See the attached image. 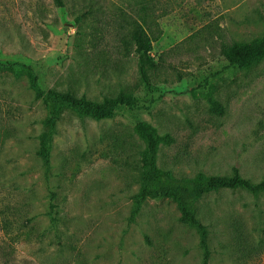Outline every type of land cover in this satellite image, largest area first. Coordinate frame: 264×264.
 Listing matches in <instances>:
<instances>
[{"label":"rangeland","instance_id":"1","mask_svg":"<svg viewBox=\"0 0 264 264\" xmlns=\"http://www.w3.org/2000/svg\"><path fill=\"white\" fill-rule=\"evenodd\" d=\"M138 22L157 63L144 73L131 41ZM263 35L264 0H0V264H203L171 198H148L131 217L144 147L134 126L171 136L157 164L175 179L233 166L264 179V58L241 68L221 54ZM31 75L41 89L97 102L125 92L135 107L103 119L63 109L46 171V109ZM194 208L207 264H264V191L220 188Z\"/></svg>","mask_w":264,"mask_h":264},{"label":"trees","instance_id":"2","mask_svg":"<svg viewBox=\"0 0 264 264\" xmlns=\"http://www.w3.org/2000/svg\"><path fill=\"white\" fill-rule=\"evenodd\" d=\"M152 40L149 32L141 22H138L133 27L131 41L142 73L146 69L154 68L157 65L151 56ZM221 54L229 65L248 68L255 61L264 58V35L252 41L224 44L221 47ZM30 77L31 85L46 109L37 149V155L46 171L50 167V154L56 122L63 109H70L79 116L103 119L112 117L121 106H126L130 109L135 107V100L130 94L125 92H120L114 98H106L101 102H97L87 99L84 95L75 96L69 91L62 92L52 88L41 89L36 75H31ZM213 108L219 114L223 113V108L215 102L213 103ZM134 131L142 139L144 147L138 154L140 185L137 193L133 196L131 217L139 213L148 198L157 196L171 198L179 210L180 220L197 231L199 245L203 251V264H207L208 232L206 226L195 213V201L204 193L220 188H240L257 195L264 191V179L257 183H251L241 175L236 166L232 167V173L229 176L198 173L192 178L175 179L168 170L160 168L157 164L160 144L171 143V136L169 134L160 135L155 127L145 121L136 122ZM49 195V210L46 215L53 223L57 207L54 202L56 194L54 191H50Z\"/></svg>","mask_w":264,"mask_h":264}]
</instances>
